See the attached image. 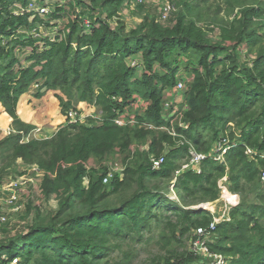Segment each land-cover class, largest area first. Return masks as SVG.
Returning a JSON list of instances; mask_svg holds the SVG:
<instances>
[{
  "label": "trees",
  "instance_id": "16d2710c",
  "mask_svg": "<svg viewBox=\"0 0 264 264\" xmlns=\"http://www.w3.org/2000/svg\"><path fill=\"white\" fill-rule=\"evenodd\" d=\"M51 1L54 11L41 19L22 11L28 0H0V126L17 133L0 141V174L18 160L34 165L44 174V198L58 200L47 218L37 207L26 228L2 225L0 264H132L150 243L157 250L145 264H193L184 240L212 222L198 205L217 201L223 180L239 202L208 248L227 264H264V0H174L169 22L145 16L132 29L120 20L127 0ZM36 25L47 34L33 36ZM243 46L254 55L250 63L239 59ZM180 64L186 75L178 76ZM183 79L185 129L176 127L175 137L159 132L146 150L132 151L149 133L114 118L137 97L147 104L139 123L171 129L164 90ZM81 109L101 112V120L66 125V112ZM45 125L56 130L51 139L20 143L18 132ZM222 142L233 146L222 161L207 157L200 174H176L189 149L216 155ZM115 151L123 177L103 184L105 173L87 163ZM161 155L153 171L150 158ZM170 179L177 201L162 186Z\"/></svg>",
  "mask_w": 264,
  "mask_h": 264
},
{
  "label": "rangeland",
  "instance_id": "374dc122",
  "mask_svg": "<svg viewBox=\"0 0 264 264\" xmlns=\"http://www.w3.org/2000/svg\"><path fill=\"white\" fill-rule=\"evenodd\" d=\"M198 1H200V0H198ZM188 2L191 4V0H188ZM53 3L54 2H51L50 4H53ZM208 5H210V3H208ZM201 6L203 7L204 5H201ZM154 11H155V7L151 2L146 3L145 5H142L139 8L138 7H131L129 5L124 4L123 9L120 13V17H121L120 20H121V22H124L126 29H132L136 25H138L141 22L142 18L145 16H149V17H152L155 19L156 16L154 14ZM262 33L264 36V30ZM262 44L264 47V38H263ZM238 55H239V59H240L241 63H246V62L250 63L251 60L254 58V55L249 53L248 50H246L244 48V46H243V48L241 47L240 50H238ZM184 61H186V58ZM140 74L141 73H137L138 76H140ZM180 75H186L183 64H180V67H179L178 76H180ZM37 87L38 86L36 84H33L31 86V88H30L31 96H32V93H34L36 91ZM170 91L171 90H168V89L164 90L163 102L165 103V105L170 104V102H173V99L170 98V96L172 95L171 93H169ZM177 105H179V104L177 103L174 106L177 107ZM176 107H174V108H176ZM125 110H127V113L132 115V116H134L136 114L140 115L145 111L142 108L134 109L133 107H131V108L126 107V108H124V112H125ZM79 112L84 116L88 115V113L85 111H82V109ZM124 112H122V113H124ZM91 114H93V115L99 114V111L96 113H91ZM88 119H90V118H88ZM181 123H182L181 118L177 117L175 120H173L170 123V127L173 128L175 131L176 127L180 126ZM150 125H153V124H150ZM5 128L11 129V127L9 125L4 126L3 128L0 127V141L3 138L7 137ZM40 128H43L45 131H47L48 134L53 133L55 131V129L51 125H47V126L40 127ZM143 131L149 133V136H147V138L145 139L144 142H141L139 144L138 143L133 144L131 147L132 151L137 150L139 152H142V151L146 150L147 149L146 143L149 140H151L154 136H157V134L159 132H163L164 130H143ZM186 160H187V158L184 160H181L179 162V170L181 172L187 171V170H184L186 168H183L186 165V163H184ZM3 165H4V163L0 159V169L3 167ZM12 165L13 166H9L8 169H6L4 171V173H3L4 177L3 178L1 177V174H0V179L2 178L0 180V185L1 186L3 185L2 187L5 188V190H1V195H0V199H2V201L0 200V217L4 218L5 222L9 221L10 227H12L14 225H20L23 228H26V226L32 224L33 219H35V217H34L35 213L40 207H41L40 210L42 211V214H43L42 218H47V217H49L50 213H52L53 211H56L57 207H58V200H57V197H55V196L46 200L44 198V194H43L41 198H34L35 201H37V202L42 201L38 204V206L39 205H41V206L39 208L33 207V204H32L33 201L31 200V198L35 192V191H33V188L35 186L40 188V184L44 178V175L42 177L40 175H37L35 172H33L31 170V167L26 166L20 160L16 161ZM87 167L91 168L95 171H98V173H100V174H101V172L105 173L108 169L112 170V171L119 170L120 168H123V157L117 151H115L114 154L105 156L101 160H96V159L89 160L87 163ZM29 172H31V173H29ZM173 182H174V179H170L168 182L162 183V186L163 187L168 186V189L171 193L170 194L171 199L176 200L175 199L176 197L173 195V192L171 190V187H172L171 184ZM10 186H11V188H10ZM9 191H17V194L20 195V197H19V199L15 205H10V204L5 202L6 195H8ZM233 197L237 198V200L232 199ZM26 201H27V203H26ZM238 202H239V198L230 194L227 191L226 184L223 180L220 183L219 199L213 203L200 204V205H198V207H200L201 209L202 208H208L210 210L209 213L212 215V218L218 220L222 217H226L227 213H229V211L232 208L231 206L232 205L235 206L236 204H238ZM253 202H257V201H253ZM1 227L2 226H0V228ZM15 231H21V230L19 228H16V229L11 230V233L13 234ZM22 231L24 232V230H22ZM24 234H26V232ZM146 236L149 237L150 235L146 234ZM190 238H191V235H189V237L184 240V245L187 248L188 252L191 251L190 246H189L190 245ZM213 238H214V236L213 237L211 236L210 243L214 242ZM156 250H157L156 245L153 243H150L149 246L144 249V251L138 252L137 258L132 262V264H145L148 257L151 254L156 253ZM195 257H196V261L193 264H210V262H211V260L208 257H203L201 255H196ZM11 264H18V263L16 261H13Z\"/></svg>",
  "mask_w": 264,
  "mask_h": 264
},
{
  "label": "built area",
  "instance_id": "2783aa9c",
  "mask_svg": "<svg viewBox=\"0 0 264 264\" xmlns=\"http://www.w3.org/2000/svg\"><path fill=\"white\" fill-rule=\"evenodd\" d=\"M41 2H42V4H41ZM51 2H53V1H51V0H28L27 8H24L22 11L27 12V13H31L32 11H35L39 18L47 19L48 18L47 15L51 14L54 11L53 8L51 7V5H53V4H50ZM149 2H151L155 7L154 14L156 16L155 20L157 23L165 24V23L169 22L177 12V8H176V5L174 3V0H127L125 2V5H129L131 7H138V6L145 5L146 3H149ZM52 24H54V27L52 29V30H54V29L59 27L60 21L57 20V21L53 22ZM84 24L87 26L89 24V22L85 21ZM37 33H41V35L47 34L45 29H43V27L41 25H36V27H34L31 31V34L33 36H37ZM132 63H135V61H132ZM185 80H187V79L178 80L175 89L173 91L169 92L172 94L170 96V98L173 99V102H170V104H166V105H165V103L163 104V106H164L163 107L164 117L168 118L170 120V123L173 120H175L177 117L181 118V115L179 114V112L184 109L181 107L184 106L183 91L185 90ZM177 103L179 105H177V107L174 106ZM146 106H147V104H145L142 100H140L137 97H134L130 101V105L128 107L129 108L133 107L134 109L142 108L145 110ZM174 107H176V108H174ZM135 116L136 115L132 116V115L128 114L127 110H125L124 113H122V112L118 113L117 116L114 118L113 122L118 127H127V128H137L138 127V128H143L144 130H164L163 132L167 133L170 136L175 137L176 133H175L173 128L170 127L171 129H167L166 127H155V125L141 124L136 120ZM88 118H90L92 121H98L99 122L101 120V112H99V114H96V115L88 114V115L84 116L78 110H76V111L70 110V111L66 112V121H67L66 125L83 124V123H86V120ZM181 121H182V118H181ZM177 127L185 129L183 122L181 123L180 126H177ZM18 133L22 136L20 143L25 144V143H28L32 140H37V141L49 140L56 134V130L53 133L48 134L47 131H45L43 128L37 127L35 129H33L32 131H30L28 134H23L22 132H18ZM14 134H17L14 130H12V129L6 130V136L14 135ZM182 145H184V142L178 143V146H182ZM215 148H217V154L216 155L213 152L210 154H207V155L198 154V153L194 152L192 149H189L188 153L190 155V160H189V162L187 161L186 165L183 167V168H186L184 170H193L197 174H200V172H201L200 163L204 159H206L207 157H214L215 161H222L225 153L227 151L231 150L233 148V146L227 145L225 142H222V143H217L215 145ZM246 155L251 156L252 151L248 149L246 151ZM261 158L264 159V154L261 156ZM164 161H165V155H161L157 158H155V157L150 158L152 170L153 171L159 170L161 168V166L163 165ZM29 167H31V170L33 172H35L37 175H40L41 177L44 175L43 172L38 169V167H36L34 165L29 166ZM124 168L125 167L123 165V168H120L119 170L112 171V170L108 169L105 172V175L102 179V183L107 184V183H109V181H111L115 177L122 178ZM180 172L181 171L179 170L176 174H179ZM29 173H31V172H29ZM260 181L264 185V171H262V173H261ZM84 185H87L86 180H84ZM2 186L0 185V187H1L0 188V195H1V190H5V188ZM40 186H41V184H40ZM10 188H11V186H10ZM33 191H35L32 198H31V200L33 201L32 202L33 207H40L41 205L38 206V204L42 201L37 202V201H35L34 198H41L42 197V195H43L42 189H41V187L39 188V187L35 186L33 188ZM19 197H20V195L17 194V191H9L8 195H6L5 202L10 204V205H15L17 203ZM0 200L2 201V199H0ZM236 200H237V198H236ZM26 203H27V201H26ZM231 207H234V206L232 205ZM202 209L210 212V210L208 208H202ZM228 219H229V217H228V213H227L226 217H222L218 220L213 219L212 222L209 224L208 228H206V229L205 228H198V229L194 230L191 234L190 245H189L191 253L194 254L195 256L201 255L203 257H208L211 260L210 264H227V259L225 257L210 252V250L208 248V243L210 242L212 233L215 230L216 225L219 224L220 222L227 221ZM7 223H9V221L5 222V219L0 217V226L5 225Z\"/></svg>",
  "mask_w": 264,
  "mask_h": 264
},
{
  "label": "crops",
  "instance_id": "0c3cea01",
  "mask_svg": "<svg viewBox=\"0 0 264 264\" xmlns=\"http://www.w3.org/2000/svg\"><path fill=\"white\" fill-rule=\"evenodd\" d=\"M168 95V94H167ZM31 91L27 94H24V95H22L21 96V98H20V100H19V103H18V107H21L25 102H27L28 100H30L31 99ZM78 111H80V110H78ZM59 112H60V110L59 111H57L56 112V114H59ZM91 114V113H90ZM136 115H138V114H136ZM45 126H47V125H45ZM1 128H3L4 127V125H2V126H0ZM8 128V127H7ZM7 128H5V130H7Z\"/></svg>",
  "mask_w": 264,
  "mask_h": 264
}]
</instances>
